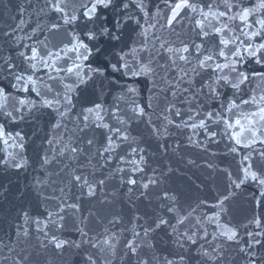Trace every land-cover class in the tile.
Wrapping results in <instances>:
<instances>
[{
	"label": "snow or ice",
	"instance_id": "obj_1",
	"mask_svg": "<svg viewBox=\"0 0 264 264\" xmlns=\"http://www.w3.org/2000/svg\"><path fill=\"white\" fill-rule=\"evenodd\" d=\"M17 11L14 26L0 27V143L22 153L25 133L9 128L42 111L51 116V135L39 157L43 176L32 185L44 211L33 216L25 210L16 236L28 237L34 226L40 249L57 255L75 248L81 264H264V212L257 211L264 208V0H25ZM129 26L139 29L131 45L109 52L115 62L93 66V57L105 51L100 37L120 42ZM108 69L132 83L111 81L121 88L111 106L92 102L77 110L81 87L107 78ZM137 78L151 86L144 103L138 102ZM253 82L257 86L246 91ZM140 123L156 139L172 138V129L188 133L187 144L205 153L226 140L227 153L241 157L238 168L219 169L223 193L209 205L210 215H195L207 201L183 210L175 195L162 191L160 212L133 215L130 228L113 215L92 235L96 214L83 215L85 200L105 194L112 181L128 194L138 192L135 200L148 199L162 183V165L152 166L155 153L134 134ZM180 147L158 145L163 154ZM5 152L0 164L26 166L22 155L17 160ZM250 184L251 216L242 223L223 220L227 203ZM48 188L51 195H45ZM69 227L78 241L62 238ZM157 230L175 246L168 255L155 251ZM0 249L9 253L0 259L28 264L2 240Z\"/></svg>",
	"mask_w": 264,
	"mask_h": 264
},
{
	"label": "water",
	"instance_id": "obj_2",
	"mask_svg": "<svg viewBox=\"0 0 264 264\" xmlns=\"http://www.w3.org/2000/svg\"><path fill=\"white\" fill-rule=\"evenodd\" d=\"M24 3L25 0H0V27L14 26L18 22V19H14L19 15L17 8ZM33 3L34 5L38 4L39 0H33ZM29 12H31V9H29ZM103 15L107 16L109 20L112 18L111 12H105ZM25 19H28L27 13L25 14ZM35 19L36 17L33 16V26ZM141 22L143 23V21ZM138 31L139 29L133 31L132 26H129L124 31L120 42L112 41L107 36L100 37L98 47L105 51L100 57H93L95 61L93 66L102 64L105 60L115 62L109 52L119 50L125 44L131 45L132 40L136 39ZM177 31H179V28ZM171 38L175 39V37ZM61 39H63L62 33L54 42L59 43ZM105 76L107 78L97 76L86 86L81 87L77 110L80 107L91 106L92 102L103 103L106 107L111 106L114 98L121 94L120 86H113L111 81L119 80L120 84L132 83L130 80L121 79L119 74H111V69L107 70ZM257 83L253 82L245 85V90L256 87ZM135 86L140 90L138 102L144 103L145 99L150 95V84L146 87L144 78H137ZM50 120V114L47 111H42L34 113L33 117L19 123L18 126L9 128L10 131L23 130L25 133V149L22 153L18 148L0 143V157L6 154V149L7 152L16 155L17 160L22 155L27 161L23 169H15L0 164V240L15 249L12 255L18 253L21 256L28 257V264H81L78 250L75 248H65L62 254L57 255H53L51 248L47 252L40 249L34 226L30 229L28 237L16 236V226L23 224L21 214L25 210L29 211L33 216L39 215L44 211V204L32 185L35 177L43 176L39 166V157L43 155L44 149L48 147L45 141L51 135ZM221 127L223 126L221 125ZM172 131L175 133L172 138L162 136L160 139H156L151 136L149 129L143 123L136 125L134 134L139 133L146 141L143 146L148 147L150 152L155 153L152 161H150L152 166L162 165V171L165 173L162 177V183L158 189L151 191L148 199L135 200V196L139 194L138 192L128 194L127 187H121L117 181L110 182L104 190L107 195V202H104L105 194L100 193L97 194L95 199L83 202V215H87L89 211L96 214L95 217L90 218L91 223L89 226L93 228V232L90 234L94 235L97 232H102L107 220L111 219L113 215L118 214L123 219L124 223L121 227L130 228L131 224L129 221L133 215L160 212L158 205L161 201H158L156 197L162 191H169L175 195L178 201L177 206L183 210H189L190 205L195 207L199 201L205 200L207 204L198 209L195 215H199L201 212L211 214L213 209L209 205L216 202L218 193H223L225 177L219 169L229 168L235 173L241 157H234L227 153L225 148L226 140L221 141L218 146L211 145L210 152L205 153L201 149L187 144L185 137L188 133L182 135L175 129H172ZM163 143L173 147L176 143H180L181 147L175 152L170 148L167 154H163L158 148V145ZM211 153H216V155L213 156ZM190 160L194 161V163H188ZM209 163L213 164L214 167H207ZM169 166L172 168L171 172L167 171ZM53 170L54 166L48 169V171ZM51 179L55 180L56 177L53 176ZM254 190L255 186L251 184L237 190L235 197L226 205L228 207L227 216H222V219L225 221L231 220L233 223L246 222V218L250 217L253 211L249 194ZM51 194V188L45 190V195ZM130 195L132 197L131 201ZM257 211L264 212V208ZM114 230L120 231V228ZM209 230L211 231L212 229L210 228ZM125 235H129V233H125ZM61 236L69 240L78 241L80 239L79 234L71 227L63 232ZM152 243L155 251L161 256L168 255L169 252L175 250L172 240L163 230H157L152 235ZM6 255H9L7 249H0V257ZM0 264H12V259L10 258L7 261L0 259ZM113 264H119V261H114Z\"/></svg>",
	"mask_w": 264,
	"mask_h": 264
}]
</instances>
